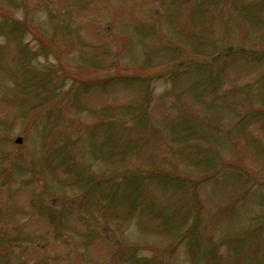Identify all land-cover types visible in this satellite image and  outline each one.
<instances>
[{"label":"rangeland","instance_id":"374dc122","mask_svg":"<svg viewBox=\"0 0 264 264\" xmlns=\"http://www.w3.org/2000/svg\"><path fill=\"white\" fill-rule=\"evenodd\" d=\"M0 264H264V0H0Z\"/></svg>","mask_w":264,"mask_h":264},{"label":"water","instance_id":"95a60500","mask_svg":"<svg viewBox=\"0 0 264 264\" xmlns=\"http://www.w3.org/2000/svg\"><path fill=\"white\" fill-rule=\"evenodd\" d=\"M22 140H23L22 137H18L17 138V142H21ZM101 230H102V233L105 236H110V232H109V230L107 228H102Z\"/></svg>","mask_w":264,"mask_h":264},{"label":"trees","instance_id":"16d2710c","mask_svg":"<svg viewBox=\"0 0 264 264\" xmlns=\"http://www.w3.org/2000/svg\"><path fill=\"white\" fill-rule=\"evenodd\" d=\"M27 21H24L23 22V24L27 27ZM253 112H263V110L260 108V107H258V108H256V109H254V111ZM193 183H195V181L193 182ZM197 183V182H196Z\"/></svg>","mask_w":264,"mask_h":264}]
</instances>
